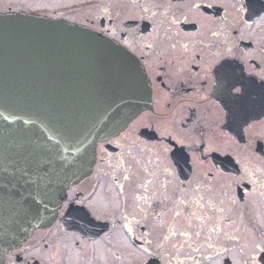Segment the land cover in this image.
Listing matches in <instances>:
<instances>
[{
	"label": "flooded vegetation",
	"instance_id": "obj_1",
	"mask_svg": "<svg viewBox=\"0 0 264 264\" xmlns=\"http://www.w3.org/2000/svg\"><path fill=\"white\" fill-rule=\"evenodd\" d=\"M15 13L102 34L152 94L4 264H264V0H0ZM108 187L111 212L97 203ZM77 205L89 212L66 227Z\"/></svg>",
	"mask_w": 264,
	"mask_h": 264
},
{
	"label": "water",
	"instance_id": "obj_2",
	"mask_svg": "<svg viewBox=\"0 0 264 264\" xmlns=\"http://www.w3.org/2000/svg\"><path fill=\"white\" fill-rule=\"evenodd\" d=\"M151 94L138 61L102 34L0 14V162L27 173L0 190V264L54 221L68 188L91 173L97 144L125 129ZM70 212L73 227V213L88 210L69 207L66 227Z\"/></svg>",
	"mask_w": 264,
	"mask_h": 264
},
{
	"label": "snow or ice",
	"instance_id": "obj_3",
	"mask_svg": "<svg viewBox=\"0 0 264 264\" xmlns=\"http://www.w3.org/2000/svg\"><path fill=\"white\" fill-rule=\"evenodd\" d=\"M94 39H99L95 37ZM105 51L101 48V54L103 55ZM101 70L103 69V64H99ZM217 73L222 81V86L229 95H233V98L236 100H243V95L241 94V89L236 87V82L232 81L230 78V70L226 64L221 65L217 68ZM13 164L11 160H5L0 162V190L6 189L9 184H12L14 181H19L21 179L18 173H23L26 175L22 168H10V165ZM16 195V194H13Z\"/></svg>",
	"mask_w": 264,
	"mask_h": 264
},
{
	"label": "rangeland",
	"instance_id": "obj_4",
	"mask_svg": "<svg viewBox=\"0 0 264 264\" xmlns=\"http://www.w3.org/2000/svg\"><path fill=\"white\" fill-rule=\"evenodd\" d=\"M106 190L107 191L101 193L100 199L97 201V203L103 210H107L109 212L118 210L119 198L116 191L112 189V187H108Z\"/></svg>",
	"mask_w": 264,
	"mask_h": 264
}]
</instances>
